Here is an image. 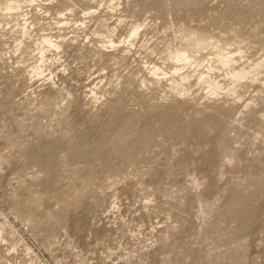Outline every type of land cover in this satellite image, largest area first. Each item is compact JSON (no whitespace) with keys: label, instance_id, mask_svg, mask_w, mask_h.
<instances>
[{"label":"rangeland","instance_id":"1","mask_svg":"<svg viewBox=\"0 0 264 264\" xmlns=\"http://www.w3.org/2000/svg\"><path fill=\"white\" fill-rule=\"evenodd\" d=\"M0 264H264V0H0Z\"/></svg>","mask_w":264,"mask_h":264},{"label":"bare ground","instance_id":"2","mask_svg":"<svg viewBox=\"0 0 264 264\" xmlns=\"http://www.w3.org/2000/svg\"><path fill=\"white\" fill-rule=\"evenodd\" d=\"M42 40H43V42H42ZM42 40H41V44L47 42L48 44H50V45H52V46L55 45L53 42L49 41L48 39L42 38ZM48 47H49V46H48ZM44 48H45V47H44ZM42 49H43V48H41V50H42ZM228 59L230 60L231 58H228Z\"/></svg>","mask_w":264,"mask_h":264}]
</instances>
